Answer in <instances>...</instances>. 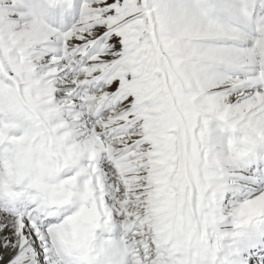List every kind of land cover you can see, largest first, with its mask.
I'll use <instances>...</instances> for the list:
<instances>
[{"label":"snow or ice","instance_id":"snow-or-ice-1","mask_svg":"<svg viewBox=\"0 0 264 264\" xmlns=\"http://www.w3.org/2000/svg\"><path fill=\"white\" fill-rule=\"evenodd\" d=\"M0 264H264V0H0Z\"/></svg>","mask_w":264,"mask_h":264}]
</instances>
